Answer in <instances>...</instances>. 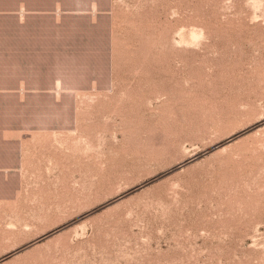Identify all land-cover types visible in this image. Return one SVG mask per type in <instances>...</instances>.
Here are the masks:
<instances>
[{
  "label": "rangeland",
  "instance_id": "1",
  "mask_svg": "<svg viewBox=\"0 0 264 264\" xmlns=\"http://www.w3.org/2000/svg\"><path fill=\"white\" fill-rule=\"evenodd\" d=\"M0 264H264V0H0Z\"/></svg>",
  "mask_w": 264,
  "mask_h": 264
}]
</instances>
